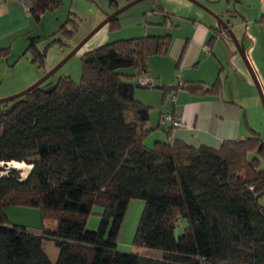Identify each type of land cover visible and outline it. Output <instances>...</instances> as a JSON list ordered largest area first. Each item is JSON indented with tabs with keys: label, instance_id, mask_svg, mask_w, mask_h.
Wrapping results in <instances>:
<instances>
[{
	"label": "trees",
	"instance_id": "16d2710c",
	"mask_svg": "<svg viewBox=\"0 0 264 264\" xmlns=\"http://www.w3.org/2000/svg\"><path fill=\"white\" fill-rule=\"evenodd\" d=\"M5 1V0H0ZM62 0H27L35 23ZM132 0H128L130 2ZM163 23L170 14L162 8ZM68 18L59 43L75 31ZM120 30L118 18L106 24ZM213 39H225L219 29ZM170 34L116 39L84 52L81 78L61 76L0 104V163L31 166L25 179L0 175V264H264V139L255 131L218 149L170 140L146 144L151 107L135 96L150 56L166 55ZM0 47V60L9 55ZM43 69L46 51L29 46ZM156 82V81H155ZM163 100L187 90L221 95L211 85L158 86ZM161 124L167 125V122ZM173 117V116H172ZM174 118V117H173ZM132 199L144 201L132 246L117 250ZM101 206L97 229L88 219ZM8 207L34 208L42 226L13 225ZM183 232L176 237L179 226ZM57 250L50 258L45 244Z\"/></svg>",
	"mask_w": 264,
	"mask_h": 264
},
{
	"label": "crops",
	"instance_id": "0c3cea01",
	"mask_svg": "<svg viewBox=\"0 0 264 264\" xmlns=\"http://www.w3.org/2000/svg\"><path fill=\"white\" fill-rule=\"evenodd\" d=\"M26 1H0V47H9V55L16 53L14 62L8 59L9 55L0 60V98L26 89L44 75V71L31 62L30 54H25L29 46L38 48L27 37L32 21L35 22ZM230 1L226 0V4ZM235 1L240 2L241 10L234 20L237 25L234 31L239 39L242 37L249 62L264 88V0ZM227 10L224 6L216 7L218 15ZM166 24L172 29L167 32L172 37L167 54L148 57L147 73L138 77L154 79L158 86L171 87L185 82L211 85L219 77L222 91L221 95L199 96L179 90L163 100L160 88L136 86V98L151 107L148 126L153 130L146 144L151 146L169 139L168 128H171L170 140L192 147L218 149L224 141L244 139L251 131L264 139V110L242 57L233 43H226L222 38L213 39L209 44L212 30L218 29L214 18L194 11V17L170 14ZM140 27L120 24L115 39L161 35ZM126 30L129 36H121ZM110 39L111 34L106 42ZM164 114H171L181 126L171 127L170 122L166 126L161 124Z\"/></svg>",
	"mask_w": 264,
	"mask_h": 264
},
{
	"label": "rangeland",
	"instance_id": "374dc122",
	"mask_svg": "<svg viewBox=\"0 0 264 264\" xmlns=\"http://www.w3.org/2000/svg\"><path fill=\"white\" fill-rule=\"evenodd\" d=\"M194 1L206 7L208 9L207 11L211 10L215 13L217 12L216 7L220 8L222 6L226 7L228 9L227 11L236 12L238 14L237 16H239L241 10L240 2L237 3L235 0H231L228 5L226 4V0H211V2H207L206 0ZM194 1L142 0L121 12L117 18L123 26L125 23H129L133 26H141L140 29L143 31L144 29H148V32H159L157 34L163 35L167 34V32H172V29L169 24H161L163 21V13L159 12L157 8L160 7L166 13L173 16L183 15L194 17V11H201L202 13L210 15L203 8H200ZM127 3L128 0H62L54 12L46 13L41 16L37 25L32 21L33 27L29 30L27 37L28 40L34 41L32 43L33 45L38 46L40 50L46 51V62L44 68L42 69L44 74L56 67V65L60 63V61L74 47L82 43L90 32L104 19ZM68 18L73 21L72 23L75 25V31L70 40H66L63 44H61L59 43V40L64 36L62 37V34L57 32L59 27L64 24ZM72 23L70 22V27ZM110 34V40H116L115 32H110L107 25L103 26L84 43H82L79 50L63 66L43 81L39 87L47 90L54 86L61 76H70L75 82H79L82 74L80 62L81 55L84 52L90 51L104 44L107 36ZM121 36H129L128 30L121 33ZM174 38L175 37L173 35V40L175 41L176 38ZM14 54L16 53L12 52L8 57L11 62H14L16 59V57H13ZM28 57L31 59L30 55H28ZM260 105L262 107L261 101ZM262 110H264V107H262ZM10 170H12L14 174L19 175L21 179H25L30 173V171L27 170V167L18 170L10 167L9 163H0V175H6ZM259 204L264 206V195L259 198ZM143 208V200L132 199L130 201L121 228L120 238L117 243V250L119 252L133 253L135 251L132 243ZM101 212V206L97 205L94 207L93 214L90 215L87 223L89 230L97 229L99 224V214ZM6 214L10 223L13 225L25 226L32 230H37V228L42 226L40 212L37 209L8 207L6 208ZM182 232L183 227L180 225L175 230L176 237H178ZM45 249L50 258H55L54 256L57 250L51 243L47 242L45 244Z\"/></svg>",
	"mask_w": 264,
	"mask_h": 264
},
{
	"label": "water",
	"instance_id": "95a60500",
	"mask_svg": "<svg viewBox=\"0 0 264 264\" xmlns=\"http://www.w3.org/2000/svg\"><path fill=\"white\" fill-rule=\"evenodd\" d=\"M142 0H132L130 2H128L127 4H125L124 6H122L121 8L117 9L114 13H112L110 16H108L106 19H104L99 25H97V27H95L90 34L85 38V40L82 42L84 43L88 38H90L93 34H95L99 29H101L103 26H105L108 22H110L113 18H116L121 12H123L124 10L128 9L129 7H131L132 5L140 2ZM194 1V0H193ZM195 2V1H194ZM198 4V6L200 8H203L205 11H207L208 9L206 7H204L203 5L199 4L198 2H195ZM216 21L217 27L220 30V33L222 36H225V38L227 39V41L233 43V45L235 46L236 50L238 51V53L240 54V56L242 57L248 71L249 74L251 76V79L255 85V88L257 90V93L259 95L262 107H264V88H262V85L255 73V71L253 70L249 59H248V55H247V51L245 49L244 43H243V39L242 37L239 39L235 33V27L237 26L234 23L235 18L237 17V13L233 12V11H226V13H222L221 15H218L217 13L213 12V11H207ZM244 36V35H243ZM82 43H80L78 46L74 47L61 61L60 63H58L56 65V67H54L53 69H51L49 72H47L46 74H44L42 77H40L37 81H35L32 85H30L29 87H27L26 89L4 97V98H0V104L4 103V102H8V101H12L16 98H19L23 95H25L26 93H28L29 91H31L32 89L36 88L37 86H39L43 81H45L48 77H50L57 69H59L61 66H63L80 48V46L82 45Z\"/></svg>",
	"mask_w": 264,
	"mask_h": 264
},
{
	"label": "built area",
	"instance_id": "2783aa9c",
	"mask_svg": "<svg viewBox=\"0 0 264 264\" xmlns=\"http://www.w3.org/2000/svg\"><path fill=\"white\" fill-rule=\"evenodd\" d=\"M20 2H24L25 0H19ZM224 38H225V36H223ZM226 39V38H225ZM155 80L154 79H150V78H146V77H144V78H140V84L142 85V86H145V87H148V88H152L154 85H155ZM172 121V123H173V126L174 127H180L181 126V124H180V122L179 121H177V120H175L173 117H172V115L171 114H167L164 118H163V122H165V121Z\"/></svg>",
	"mask_w": 264,
	"mask_h": 264
},
{
	"label": "bare ground",
	"instance_id": "6f19581e",
	"mask_svg": "<svg viewBox=\"0 0 264 264\" xmlns=\"http://www.w3.org/2000/svg\"><path fill=\"white\" fill-rule=\"evenodd\" d=\"M9 166L14 168V169H18V170L24 169L25 167H27L28 171H30V169H31V166H28L24 163H19V162H11V163H9Z\"/></svg>",
	"mask_w": 264,
	"mask_h": 264
}]
</instances>
